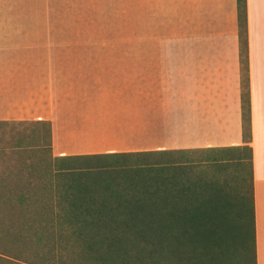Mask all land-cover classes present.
I'll return each mask as SVG.
<instances>
[{
    "label": "trees",
    "instance_id": "1",
    "mask_svg": "<svg viewBox=\"0 0 264 264\" xmlns=\"http://www.w3.org/2000/svg\"><path fill=\"white\" fill-rule=\"evenodd\" d=\"M237 12L243 146L54 156L48 121L0 122L36 126L40 149L0 152V264H256L246 0ZM196 150L239 176L181 160Z\"/></svg>",
    "mask_w": 264,
    "mask_h": 264
},
{
    "label": "crops",
    "instance_id": "2",
    "mask_svg": "<svg viewBox=\"0 0 264 264\" xmlns=\"http://www.w3.org/2000/svg\"><path fill=\"white\" fill-rule=\"evenodd\" d=\"M211 1L228 18L237 45L176 49L171 96L136 91L141 49L111 59L127 64L119 74L99 63V49L52 47L43 52L47 58L18 62L4 36L45 31L52 19L0 16V122L48 121L54 156L243 146L237 0ZM246 14L255 251L256 264H264V0H246Z\"/></svg>",
    "mask_w": 264,
    "mask_h": 264
},
{
    "label": "rangeland",
    "instance_id": "3",
    "mask_svg": "<svg viewBox=\"0 0 264 264\" xmlns=\"http://www.w3.org/2000/svg\"><path fill=\"white\" fill-rule=\"evenodd\" d=\"M212 3L211 0H0V16L52 19L53 23L45 24V31L38 28L23 36L22 31L14 29L13 33L4 36L13 49L12 58L18 62L41 59V56L47 58L43 56L47 48L99 49V63H103L106 70H110L107 65H111L119 74L127 73L128 69L127 64L117 62L126 56L117 54H126L125 50L130 48L141 49L144 51L136 61V91L145 95L171 96L177 93L174 84L177 83L175 75L178 71L176 49H232L237 45L236 34H231L228 18L223 13H215L218 6ZM238 44L240 54L239 39ZM20 49H23L22 53ZM161 58L167 63H160ZM111 59H117L116 63ZM225 77L227 79V75ZM241 79L240 54V83ZM24 127L0 123V152L9 155L12 146L18 144L25 147L34 145L33 150H40L37 149L36 126L28 124L26 131ZM224 158L226 154L220 151L196 150L183 154L181 160L193 162V169L207 171L214 176L229 177V172L239 176V166L231 165L230 171L222 169L218 172L210 165L211 160ZM242 175L248 176L246 169ZM235 177L232 176L237 180Z\"/></svg>",
    "mask_w": 264,
    "mask_h": 264
}]
</instances>
